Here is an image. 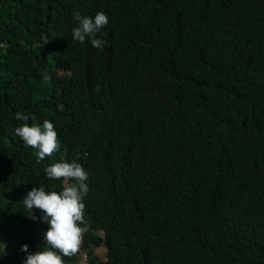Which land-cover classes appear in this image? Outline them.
<instances>
[{
	"label": "trees",
	"instance_id": "1",
	"mask_svg": "<svg viewBox=\"0 0 264 264\" xmlns=\"http://www.w3.org/2000/svg\"><path fill=\"white\" fill-rule=\"evenodd\" d=\"M74 11L108 16L102 49ZM45 119L60 147L40 160L14 129ZM77 157L65 264H264V0H0V264L46 247L22 200Z\"/></svg>",
	"mask_w": 264,
	"mask_h": 264
},
{
	"label": "clouds",
	"instance_id": "2",
	"mask_svg": "<svg viewBox=\"0 0 264 264\" xmlns=\"http://www.w3.org/2000/svg\"><path fill=\"white\" fill-rule=\"evenodd\" d=\"M73 17L76 21L72 30L73 39L84 43L87 38L93 47L102 49L106 41L97 38V33L108 24V16L103 11L96 12L94 17L74 11ZM15 118L20 121L28 119L21 112H17ZM14 132L26 146L36 150L40 160L53 156L60 147L55 127L47 119L42 124L34 123L31 126L24 123ZM78 159L70 162L61 160L46 167L45 173L49 179L63 182L61 191H46L43 186L32 187L22 200L28 218L37 220L33 209L38 210L42 213L40 222L48 225L43 233L46 247L29 253L26 244L21 246V250L28 253L23 264H65L63 257H71L79 251L85 231L82 225H86L83 201L89 192V173L77 162ZM3 249L4 245L0 244V256L5 254ZM88 264L92 263L88 260Z\"/></svg>",
	"mask_w": 264,
	"mask_h": 264
},
{
	"label": "rangeland",
	"instance_id": "3",
	"mask_svg": "<svg viewBox=\"0 0 264 264\" xmlns=\"http://www.w3.org/2000/svg\"><path fill=\"white\" fill-rule=\"evenodd\" d=\"M97 241H98L99 244H102V243H103V241H104V237H103L102 234H101V237L97 239ZM96 251H97V253L99 254V257H100L102 260H104V259L106 258V255H105V248H104L103 246L98 247ZM82 257H83V259H84L85 254H83V255L80 257V259H82Z\"/></svg>",
	"mask_w": 264,
	"mask_h": 264
},
{
	"label": "built area",
	"instance_id": "4",
	"mask_svg": "<svg viewBox=\"0 0 264 264\" xmlns=\"http://www.w3.org/2000/svg\"><path fill=\"white\" fill-rule=\"evenodd\" d=\"M80 264H88V257L86 254H85L84 259H83V257H82V259H80ZM92 264H94V263H92Z\"/></svg>",
	"mask_w": 264,
	"mask_h": 264
}]
</instances>
